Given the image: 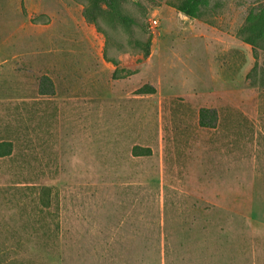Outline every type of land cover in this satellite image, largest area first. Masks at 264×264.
Listing matches in <instances>:
<instances>
[{
	"label": "rangeland",
	"instance_id": "obj_1",
	"mask_svg": "<svg viewBox=\"0 0 264 264\" xmlns=\"http://www.w3.org/2000/svg\"><path fill=\"white\" fill-rule=\"evenodd\" d=\"M184 1L0 0V264H264V0Z\"/></svg>",
	"mask_w": 264,
	"mask_h": 264
},
{
	"label": "trees",
	"instance_id": "obj_2",
	"mask_svg": "<svg viewBox=\"0 0 264 264\" xmlns=\"http://www.w3.org/2000/svg\"><path fill=\"white\" fill-rule=\"evenodd\" d=\"M104 1L105 0H94V3L91 5V7L85 10L84 17L87 20L94 22L96 20V18L94 17V12L100 11V4H101V2H104ZM205 2H206L205 0H185L183 2V4L179 7V11L181 13H183L185 16H188L190 18H194L197 16L200 7L203 6L205 4ZM44 80H43V82H45V83L49 82L48 79H44ZM47 90H48L47 86H45L43 88L41 87L40 92L42 95L53 94V91H51L49 93V91H47ZM205 113L209 114L210 111H205ZM138 149L141 151H135L137 153V155H139V154L142 155L144 152H148V153H146V155H149L151 152V151H147L149 149H142V148L136 147V150H138ZM143 150H145V151H143ZM11 154H12V151H11V145L10 144H5V143L0 144V158L9 156Z\"/></svg>",
	"mask_w": 264,
	"mask_h": 264
},
{
	"label": "built area",
	"instance_id": "obj_3",
	"mask_svg": "<svg viewBox=\"0 0 264 264\" xmlns=\"http://www.w3.org/2000/svg\"><path fill=\"white\" fill-rule=\"evenodd\" d=\"M150 25H151V29L155 31L159 27V21L157 19H153L151 20Z\"/></svg>",
	"mask_w": 264,
	"mask_h": 264
}]
</instances>
